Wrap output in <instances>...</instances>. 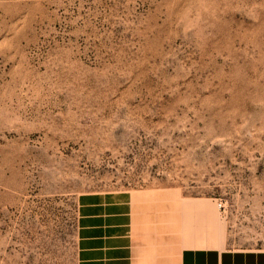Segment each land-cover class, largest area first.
<instances>
[{
  "label": "rangeland",
  "instance_id": "obj_1",
  "mask_svg": "<svg viewBox=\"0 0 264 264\" xmlns=\"http://www.w3.org/2000/svg\"><path fill=\"white\" fill-rule=\"evenodd\" d=\"M219 221L264 249V0H0V264H178Z\"/></svg>",
  "mask_w": 264,
  "mask_h": 264
},
{
  "label": "crops",
  "instance_id": "obj_2",
  "mask_svg": "<svg viewBox=\"0 0 264 264\" xmlns=\"http://www.w3.org/2000/svg\"><path fill=\"white\" fill-rule=\"evenodd\" d=\"M178 264H264V249L236 248L224 241L222 247H185Z\"/></svg>",
  "mask_w": 264,
  "mask_h": 264
},
{
  "label": "bare ground",
  "instance_id": "obj_3",
  "mask_svg": "<svg viewBox=\"0 0 264 264\" xmlns=\"http://www.w3.org/2000/svg\"><path fill=\"white\" fill-rule=\"evenodd\" d=\"M192 206H194V207H198L199 209H202V210H204L205 208L201 205H192ZM205 212L207 213V211L205 210ZM219 235H218V237H219V239H218V241L220 242V245H222L223 246V244H224V238H223V229H224V223L223 222H221V221H219ZM161 237V236H160Z\"/></svg>",
  "mask_w": 264,
  "mask_h": 264
},
{
  "label": "built area",
  "instance_id": "obj_4",
  "mask_svg": "<svg viewBox=\"0 0 264 264\" xmlns=\"http://www.w3.org/2000/svg\"><path fill=\"white\" fill-rule=\"evenodd\" d=\"M220 207H222V204L220 203Z\"/></svg>",
  "mask_w": 264,
  "mask_h": 264
}]
</instances>
